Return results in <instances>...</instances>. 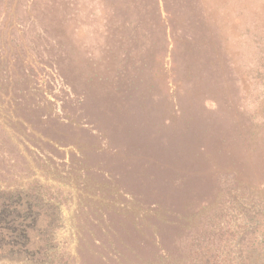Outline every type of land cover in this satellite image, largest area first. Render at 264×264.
<instances>
[{
    "label": "rangeland",
    "instance_id": "374dc122",
    "mask_svg": "<svg viewBox=\"0 0 264 264\" xmlns=\"http://www.w3.org/2000/svg\"><path fill=\"white\" fill-rule=\"evenodd\" d=\"M239 180L264 190V0H0V264H158L161 228L167 264H195L181 220L156 222L161 193L182 206ZM133 195L154 239L71 255L70 224L98 247ZM244 234L264 245V215Z\"/></svg>",
    "mask_w": 264,
    "mask_h": 264
},
{
    "label": "trees",
    "instance_id": "16d2710c",
    "mask_svg": "<svg viewBox=\"0 0 264 264\" xmlns=\"http://www.w3.org/2000/svg\"><path fill=\"white\" fill-rule=\"evenodd\" d=\"M184 177L186 178V176H182V178H179L183 179ZM64 185L67 186V184ZM262 185H264L263 182ZM173 188H176L175 183L172 186V189ZM216 188L218 191L216 190L217 194L215 196H209L208 199H196L195 196H193L190 199L186 200L182 206L177 205L178 202H181V200H179V195H175L170 192L163 196L161 193L160 199H158L159 206H156L155 210L158 215V219L156 222H160L161 225L162 223L168 224L167 222L170 221L166 220V217L169 215L176 216L179 220H181L178 226V230L184 229L183 235H187L190 237V239H187L185 237L189 246L192 244V242L196 245L194 248L191 245L190 251L187 253L188 260L193 261L195 264H206L205 258L209 256L211 257L216 255L218 259H224V257L227 255L226 250H230L232 252L231 254L234 256L238 255L239 253L236 264H264V245L261 243H256L255 246L248 248L247 242H245L246 236L244 234V229L245 227H249L250 221H253V219L255 220V217L258 215H264V190L256 191L253 190L252 187H249L251 189L245 188V186L240 183V180L235 185L226 187L224 192L220 190L218 186ZM130 198L131 202H133L134 204H132L131 206H128L126 204L123 205V208L129 214L128 217H118L116 220L114 219L113 231L107 232V235H109L108 239L103 240V238H101L100 245L98 244L99 240L96 242V244H98V247L92 244L94 236L92 233L87 236V230L80 231L78 235H73L71 237V234L69 233L70 229H72L70 222L72 224L74 223V221L75 223H77V220L76 218L72 221L70 219H67L66 222L68 223V225H70L69 229L67 230L68 234L66 235L67 237L65 244H67L68 248L71 250V255H76L75 257H78L79 260L83 258L81 251L87 255V240H89L90 244H88L92 246L94 250L93 253H95L96 256L101 257L103 256V254H107L110 249L114 251V253H119L123 248L122 246H124L125 244L121 241L125 239V236H127L128 234V230L132 228L134 230L133 233L137 234L138 232L141 233L139 231L140 227L146 226L150 233L148 240L154 239L151 233L155 232V230H150V226H152V223L155 222L151 219V215L153 214V212L152 214H150V210H146L144 213L139 215L136 211L138 208L144 207V204H140L137 202L147 201V199H140L138 198V196L135 197L134 195L132 197L130 196ZM94 199H96L99 204H102L104 208L106 207L109 209L112 206L110 203L111 200L104 198V196H96ZM135 203L141 205L142 207L135 205ZM128 204L130 205L131 203ZM186 204H188L189 206H187L185 209ZM99 208L101 209V211L103 210L101 207ZM118 210L119 209L116 208V214L118 213ZM70 212H72V208L70 209ZM143 214L146 215L144 216ZM67 215V218L71 217L69 214ZM239 216H241V219L240 223L238 224L237 222L239 220L236 218H238ZM208 218L213 219L212 222L210 220L208 223L210 224V226H206L203 223V219ZM0 219H4V217L2 216ZM128 221L130 222V225L126 224ZM21 223L23 222L21 221ZM83 226H88V223ZM76 227L78 228V226ZM208 227H211V230L208 229ZM203 230L207 231L208 234L202 233ZM16 232V234L18 235L19 232ZM176 233L179 234V232ZM19 234L23 235L24 238L28 234V231L26 229H22ZM164 236L165 233L163 232L162 228L157 234V237L155 236L157 240L155 249L158 251L156 263L158 264H167L172 262V253H170L168 248L165 246L166 241ZM63 240H60V244L63 243ZM222 240H224V242H222ZM217 241H220L221 244L223 243L222 247L214 243H218ZM48 245L50 246L51 244ZM219 249L220 251H218ZM216 252L221 253L215 254ZM18 255L20 254L18 253L15 256ZM22 255L25 256V254ZM2 257V259L7 258L11 260L9 254H4ZM21 257V261L19 262V264L29 263ZM182 259L178 264L187 263Z\"/></svg>",
    "mask_w": 264,
    "mask_h": 264
},
{
    "label": "bare ground",
    "instance_id": "6f19581e",
    "mask_svg": "<svg viewBox=\"0 0 264 264\" xmlns=\"http://www.w3.org/2000/svg\"><path fill=\"white\" fill-rule=\"evenodd\" d=\"M134 13V12H133ZM126 18H127V16H126Z\"/></svg>",
    "mask_w": 264,
    "mask_h": 264
}]
</instances>
